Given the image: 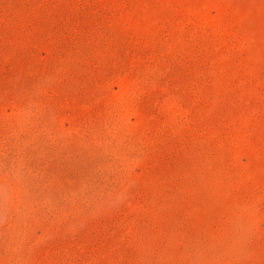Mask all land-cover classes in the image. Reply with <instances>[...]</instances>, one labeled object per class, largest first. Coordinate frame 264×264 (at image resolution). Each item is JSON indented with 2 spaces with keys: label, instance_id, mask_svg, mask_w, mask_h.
Instances as JSON below:
<instances>
[{
  "label": "rangeland",
  "instance_id": "1",
  "mask_svg": "<svg viewBox=\"0 0 264 264\" xmlns=\"http://www.w3.org/2000/svg\"><path fill=\"white\" fill-rule=\"evenodd\" d=\"M0 264H264V0H0Z\"/></svg>",
  "mask_w": 264,
  "mask_h": 264
}]
</instances>
